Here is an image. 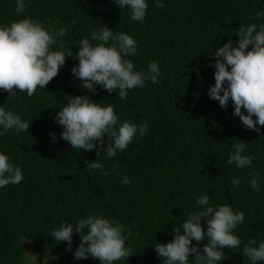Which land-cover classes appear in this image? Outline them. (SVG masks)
Returning a JSON list of instances; mask_svg holds the SVG:
<instances>
[{"label": "trees", "instance_id": "1", "mask_svg": "<svg viewBox=\"0 0 264 264\" xmlns=\"http://www.w3.org/2000/svg\"><path fill=\"white\" fill-rule=\"evenodd\" d=\"M160 2L165 7L147 0L141 22L133 21L130 10L121 9L115 0H25L27 7L21 14L16 13L17 0H0V25L25 17L38 22L58 18L59 26H66L68 32L52 50L63 44L66 53L69 48L73 51L58 75L33 96L18 90L17 97L8 99L9 93L0 90V106L30 123L28 132L0 135V152L24 175L20 184L0 188V264H45V260L100 264L92 257L74 259L79 233L73 234L71 251L67 241L57 242L51 236L61 224L75 225L89 215L115 219L131 230L126 246L132 248V256L114 264H163L155 243L172 241L175 227L189 214L203 210L196 203L203 195H209V206L227 204L245 215L244 223L234 230L240 247L224 249L225 258L218 264H252L242 250L253 238V247L264 242V126L257 125L259 132L247 129L234 115L231 101L222 108L208 93L215 84V49L229 40L238 43L240 27L264 23V18L255 17L264 13V0ZM104 26L136 40V55L125 57L132 60L134 70L147 72L151 61L158 63L162 75L157 83L149 80L143 88L128 90L127 99L100 85L95 92L82 87L72 72L79 64L75 56L79 41L88 38L95 46L98 41H92L91 35ZM84 95L101 106L112 105L118 126L124 121L137 126L147 122V132L138 133L126 150L111 159L102 151L98 156L96 149H73L62 138L63 128L55 117L71 96ZM240 142L245 144L243 154L254 157L249 168L227 163L232 144ZM107 143L105 136V148ZM97 160L104 164L103 170L87 167V162ZM256 171L259 193L251 188L249 177ZM123 177L131 183L122 184ZM234 178L241 180L238 187L232 184ZM201 223L206 232V218ZM25 240L31 243L29 262ZM206 243L207 237L200 243L201 251ZM196 244L193 240L192 246ZM189 261L194 264V257Z\"/></svg>", "mask_w": 264, "mask_h": 264}, {"label": "clouds", "instance_id": "2", "mask_svg": "<svg viewBox=\"0 0 264 264\" xmlns=\"http://www.w3.org/2000/svg\"><path fill=\"white\" fill-rule=\"evenodd\" d=\"M115 2L121 9L130 10L133 21L142 22L145 19L149 7L147 0ZM26 7L25 0H17L16 13H23ZM156 7L163 8L165 5L157 0ZM255 17L264 18V13L257 12ZM45 23L48 27H45ZM71 23L75 25L76 21ZM59 25L58 18L55 21L50 19L38 22L31 17L13 21L10 25H0V90L9 93L8 99L17 97L18 90L31 97L38 87L45 89L65 65L66 59L73 56L71 48L66 53L63 44L59 50H52L57 39L68 32L66 26ZM237 36L238 43L229 40L213 53L215 84L210 87L208 95L225 109L231 101L234 115L240 118L243 125L259 132L257 125L264 126V23L242 26ZM91 40L98 43L94 46L88 38L79 41V51L75 53L79 64L72 69L76 78L82 81V87L89 92H95V86L100 85L109 93L118 92L119 99H127L128 90L143 88L149 80L157 83L162 75L156 61L148 64L147 72L134 70L132 60L125 57L136 55L137 42L127 33L115 32L104 26L102 30L92 33ZM55 119L63 128L62 138L73 149H96L98 156L101 151L106 152L109 159L115 157L118 151L126 150L138 133L143 136L148 130L147 122L137 126L124 121L118 126L119 116L114 107L110 104L101 106L88 95L71 96ZM0 126L3 129L0 135H3L11 130L17 133L28 132L30 123L0 106ZM105 136L108 137L106 148ZM52 138L56 139L55 134H52ZM232 148L234 151L230 153L227 163H235L237 168L251 167L254 157L243 154L245 144L234 143ZM87 165L90 169H104V164L99 160L87 162ZM249 177L251 188L259 193L260 173L249 172ZM23 179L21 167L11 163L10 157L0 152V188L9 184L18 185ZM121 183L130 184L131 180L123 177ZM240 183V179L232 180L234 187H238ZM209 201V195L198 198L196 203L203 210L189 214L182 224L175 227L172 241L166 244L155 243V250L163 258V264H190L189 257H194V264H218L225 258L224 249L240 247L241 239L234 230L244 223V213L234 212L227 204L209 206ZM204 218L207 221L206 232L201 223ZM74 233H79L81 239L74 253L75 260L92 257L100 264H114L132 256V248L126 246L131 230L115 219L89 215L78 219L75 225L61 224L52 231L51 236L57 242L67 241L68 250L71 251ZM205 237L207 243L201 251L200 243ZM193 240L197 242L196 246H192ZM255 244L256 240L253 238L242 250L252 264L264 261V242L253 247Z\"/></svg>", "mask_w": 264, "mask_h": 264}, {"label": "rangeland", "instance_id": "3", "mask_svg": "<svg viewBox=\"0 0 264 264\" xmlns=\"http://www.w3.org/2000/svg\"><path fill=\"white\" fill-rule=\"evenodd\" d=\"M24 245H25V257L29 262L33 259V256L30 254L31 243L28 240H25ZM45 264H48V260H45Z\"/></svg>", "mask_w": 264, "mask_h": 264}]
</instances>
